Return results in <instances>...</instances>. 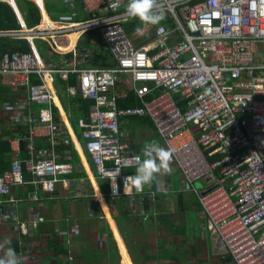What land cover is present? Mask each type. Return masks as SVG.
Returning <instances> with one entry per match:
<instances>
[{
	"label": "built area",
	"instance_id": "2783aa9c",
	"mask_svg": "<svg viewBox=\"0 0 264 264\" xmlns=\"http://www.w3.org/2000/svg\"><path fill=\"white\" fill-rule=\"evenodd\" d=\"M0 2L14 8L20 26L0 31V37L26 40L31 49L0 51V79L10 78L8 86L20 90L14 102L0 107V122L12 131L3 135L6 129H0L12 151L11 169L0 174V227L10 223L13 232L28 235L47 220L37 208L21 217L15 188L32 184L25 200L41 203L46 198L40 190L51 200L60 183L71 185L72 155L58 153L74 141L55 121L58 74L64 82L75 77V85L64 87L69 96L94 102L82 138L96 175L110 184L111 199L135 195L134 187L125 194L131 174L124 172L137 169L135 157L143 160L124 134L123 119L148 117L173 152L182 181L178 192L198 199L220 253L236 264H264V235L257 236L264 229V0H157L171 24L151 26L147 45L137 44L123 25L133 19L126 12L128 0H66L68 18L45 19L33 28L17 0ZM90 32L101 35L116 66L90 67L91 52L72 46L73 36L78 41ZM63 39L67 46H61ZM37 41L62 57L71 53L72 61L55 67ZM129 90L142 105L120 110L118 99ZM35 138L46 139L50 149L39 150ZM26 139L30 156L23 160ZM154 181L163 185V175ZM143 193L137 194L144 215Z\"/></svg>",
	"mask_w": 264,
	"mask_h": 264
},
{
	"label": "crops",
	"instance_id": "0c3cea01",
	"mask_svg": "<svg viewBox=\"0 0 264 264\" xmlns=\"http://www.w3.org/2000/svg\"><path fill=\"white\" fill-rule=\"evenodd\" d=\"M35 3V0H31ZM66 0H41L42 5L41 11L42 14V21L43 20H54V21H60L61 19H66L70 16V8L68 4L65 2ZM38 3V2H37ZM47 3L50 5H55L53 7L55 17H52L49 14V11L47 9ZM17 5V3H16ZM75 5L80 8V2L77 1ZM40 8L39 6H37ZM19 9V8H18ZM125 26V25H124ZM149 25H146V28H149ZM126 28V27H125ZM135 28V27H134ZM127 29V28H126ZM135 28L134 30H136ZM129 32V34L133 37L134 41L139 45H147L148 36L151 32V29H145L144 34H140L138 32ZM128 31V30H127ZM91 34L90 40H92L91 44L90 42L83 43L80 38V40L76 41V38L73 39L72 46H77L82 49H90L89 51L95 52L93 55V58H89V66L94 68H107L103 66L105 61L112 63L115 62L112 55L110 54V51L107 49L101 35L99 33H86L83 36ZM82 36V37H83ZM39 42V43H37ZM36 43L39 45V48L42 49V52L44 55H46V58L49 57L52 61V64L55 67H60L62 65H65L72 61L73 57L72 54H67L62 57V55L56 54L50 50V47L47 43L42 41H37ZM146 42V44L144 43ZM67 39L61 40L60 44L61 46H67L68 45ZM30 52V51H29ZM28 53V52H23ZM94 57L96 59L94 60ZM58 79L62 80L61 77L56 74L54 79V88L56 91V110H58L59 113H57L55 121L57 125L62 126V128L67 132H70V136L74 138V141H72V152L76 155H73L71 151H69L72 155V162L75 165L74 172L68 176L69 181L71 182L70 187L67 189L60 183L58 186V189L55 193V196L53 199L50 195H48L46 192L40 190V195L42 198H46L45 202H42L41 204L36 203H28L24 196L25 192L20 190L17 191V195H21L20 203H18L19 209H20V216L24 217L28 210L31 208H41V211L43 212L44 216L46 217V222L41 223L38 228H32L30 230V233L28 235H24L22 232L15 233L11 230V225L8 224L6 226L0 227V244H4V241H10V244H4L3 247V255L1 258H4L6 249L8 247L14 248L15 244H20V246L26 248L29 247V249L26 252H23L21 255H18L20 258V262L23 264H28V261L33 256L35 259V264H39L36 262L37 257L33 255L32 250L30 248V245L37 246L40 242H47L48 239L50 241L51 239V248L52 252L48 255L47 263L48 264H68L67 258L69 252H71V257L69 258L70 264H90L92 261H99V264H105V262L108 263V260H105L104 256L107 252V247L104 245L106 243H101L102 247L99 249H94V247H89L90 251L92 252V255L90 256L91 259L87 261V259L83 258V254L87 251L85 248H83L81 251H78L76 255H73V245L69 248L68 245H66V242L69 241L70 238H63V241H58L60 247H63L65 251H67V255H57L55 254V241L54 237L57 235V230L60 231L62 229L63 235L67 233L68 227L65 225L64 216L66 214L62 213L60 209V203L63 201H72V205L70 206L73 211L77 210V204L80 200L83 199H91L93 197H98L100 206L102 207V210L104 212V215L106 217V221L109 223L111 229L113 226V229L115 230V236L117 241L115 243L117 244L118 251L121 256V264H127L129 261L132 262L131 257L128 254L127 247L129 246L132 249V253L134 256L135 263L141 262V264H190V261H188V257L197 259L199 255L206 251L207 255L212 254H219L220 251H218L215 239L210 235L208 229H207V221L206 217L202 213L200 204L198 202V199L194 196L196 201V210L198 215L200 216V219L202 221L203 228L199 231V234L196 235L197 237H201L200 239V246L197 248L191 247L190 253H188V250L183 247L181 238L186 237L181 233V228L183 227L182 220L180 222H173L171 220V214L174 213L175 205H174V199H178L181 203L183 202V195L186 193H180L178 192L177 188V181H181L180 174L177 170V167L172 160L171 167L173 168V173L171 175H163V185H159L157 182L153 181L152 185L146 186L144 189V196H149L148 200V208L146 211V214H142L140 209V196L136 193L133 197H129V202L127 205L124 204L125 208L128 210L130 216V223L123 226V229L128 231V242L124 241L123 235L121 234L117 221L114 218V214L112 212V208L110 204L108 203L107 199L109 201L110 198V184L107 180L101 179L98 175H96V171L89 160L86 152L85 147L81 145L79 142L78 136L76 135V123H78V126L82 129V132L87 126L90 125L89 122V115L87 119H79L77 116L73 115L70 111L67 110L65 104L63 103V100L65 99H71L70 103L68 105H71V108L77 107V103L72 102L71 96H69L68 93L65 92L64 87H58ZM74 80L75 77L71 76L70 81ZM10 78H3L0 79V107L1 104L6 102H14L16 100V97L20 90H12L8 84L10 83ZM63 81V80H62ZM69 81V82H70ZM93 106V105H92ZM91 106V108H92ZM72 109V110H73ZM91 112V109H90ZM130 118H124L123 121L126 123L124 125L123 131L124 134L129 139V142L132 144V149L134 145L136 146V149L134 147V151L137 154H140L142 156V159H144L142 154L143 144L145 145L148 143L149 139L152 138H158L160 139L154 130H152L146 123L141 122L138 123L137 121L129 120ZM76 120V121H75ZM6 129L3 131V135L9 134L11 129H8V126L2 122H0V129ZM2 139V138H1ZM44 139V138H43ZM6 140V139H2ZM48 146L44 147V149L49 150L50 144L48 141H45ZM62 147V146H61ZM138 149V150H137ZM139 149H141L140 152ZM59 153V152H58ZM24 153L21 154V158L23 160L29 159V154L27 153V157L24 159L23 156ZM60 154V153H59ZM61 155V154H60ZM132 174L135 175L136 170H131ZM91 174L93 178L91 177ZM32 176V175H31ZM63 178V177H62ZM33 179V176H32ZM31 179V180H32ZM199 188H202V186H199ZM164 191V192H161ZM100 194H103V198L100 196ZM182 197V198H181ZM121 199V198H120ZM120 199H113V200H120ZM171 201V202H170ZM184 203V202H183ZM4 208H2V211ZM141 212V213H140ZM137 213V214H136ZM146 215V217H145ZM70 222V218H66ZM64 220V222H63ZM67 221V220H66ZM111 222V223H110ZM126 222V221H125ZM112 225V226H111ZM202 227V226H201ZM112 229V231H113ZM118 229V230H117ZM119 231V232H118ZM114 233V232H113ZM120 233V234H119ZM121 235V236H120ZM178 236V237H177ZM45 237V238H44ZM122 237V239H121ZM53 238V239H52ZM124 242V243H123ZM71 243V242H70ZM27 249V248H26ZM106 250V251H105ZM32 253V254H31ZM181 254V255H180ZM95 258V260H94ZM27 260V261H26ZM37 260H42L40 257H38ZM66 260V261H65ZM63 261V262H62ZM208 261L207 259L205 262ZM95 263V262H94ZM133 263V262H132ZM193 264H201V260L196 261V263ZM207 264V263H206ZM221 264H236L233 258L229 255L224 256V260Z\"/></svg>",
	"mask_w": 264,
	"mask_h": 264
},
{
	"label": "trees",
	"instance_id": "16d2710c",
	"mask_svg": "<svg viewBox=\"0 0 264 264\" xmlns=\"http://www.w3.org/2000/svg\"><path fill=\"white\" fill-rule=\"evenodd\" d=\"M58 4L55 5H50L49 3H47V9L49 11V14L52 17H55L54 9L53 7L56 6ZM17 6L20 10V12L23 15V18L26 22V24L28 25L29 28H33L37 25H39L42 22V14L41 11L39 10V8L37 7V5L31 1V0H17ZM56 18V17H55ZM142 22L138 19V18H133L130 19L129 21L123 22V25H125L126 28L129 29L130 32H132V30H134L135 28H137L139 25H141ZM162 24H164L165 26H169L171 24L170 20H163ZM19 22L17 19V16L15 14V10L14 8L6 3V2H0V31H13V30H18L19 29ZM135 27V28H134ZM150 42V41H149ZM146 44V42H144ZM148 43V41H147ZM87 51H89L90 49H86ZM0 51L1 54H6V53H23V52H29L31 51L30 49V45L26 40L23 39H16V38H11V37H0ZM91 58H93V55L95 54V52L91 51ZM111 54V53H110ZM96 59V57H94V60ZM105 67H114L116 66V62H112L109 63L107 61L104 62V64H102ZM58 87H67V85H75L74 80L70 81V82H64L60 79H58ZM128 96L127 98H120L118 99V107L120 110H126V109H132V108H137L140 107L142 105V102L140 101V99L136 96V93L134 91H128ZM177 98V97H176ZM65 100V99H64ZM72 102L74 104V102L77 103V107H75V109H73L74 107L71 108V105H68L66 100L64 101V104L67 108L68 111H70L73 115L77 116L79 119H87L88 115L90 114V109L91 106L94 105L93 101H89V100H84L82 98L79 97H75V99H72ZM73 109V110H72ZM55 112L59 113L58 110H56L55 108ZM57 113H55L57 115ZM129 120L132 121H137L138 123L144 122L146 123L152 130L155 131L156 135L162 140L160 134L158 133V131L156 130L152 120L148 117H130ZM125 122V121H124ZM123 122L122 128H124V125L126 123ZM25 131L23 130L21 132L22 135H25ZM47 141L46 139L43 138H35V144L36 147H39L40 149H44V147L48 146V144H46ZM28 141L26 140H22V147H21V151L23 154V158L25 159L27 157V147H28ZM70 145L73 146L72 142L70 143ZM60 146V149H58L59 153L61 154L62 152H66V151H71L72 152V147L71 146ZM51 146V145H50ZM144 146V144H143ZM135 149L136 146L134 145ZM133 147V149H134ZM138 150V149H137ZM141 149H139L140 152ZM73 155H76V153L74 154V152H72ZM77 156V155H76ZM218 159V158H216ZM11 165H12V151H11V146L8 140H2L0 138V174L6 173L7 171H9L11 169ZM26 172V178L28 181H32V176L31 174L28 173V171ZM132 174V171H125L124 174ZM34 186L32 184L27 185L26 187H19V188H15L14 189V193L17 194V191H24L25 194L24 196L27 199L28 193L33 191ZM18 197L21 198V195H17ZM144 205L145 208H148V200L149 196H144ZM182 198V197H181ZM28 202V201H27ZM110 206L112 208V212L114 214V218L117 221L119 230L121 232V234L123 235V237H125V241L128 242V231L123 229V226L125 225V223L129 224L130 221V214L128 212V210L125 208L124 204L127 205L129 202V198L127 196L121 198L120 200H113L111 199L110 201ZM31 204V202H28ZM42 203V202H41ZM41 203H36V204H41ZM41 209V208H39ZM99 215L95 216L96 219L99 220H103L105 221V225H99V234L100 236H104L106 235L107 237V243L104 244L107 247V252L104 256L105 260H108L110 264H119L120 263V256H119V251L117 248V245L115 243V237L113 234V231L109 225V223L106 221V217L105 215L102 213L101 210H99ZM28 212V211H27ZM126 221V222H125ZM54 237V241H55V254L57 255H67V251H65L63 249V247L58 246V238L57 236H53ZM45 238V237H44ZM27 248V249H26ZM26 248L20 246V244H15L14 245V249L16 250L17 255H21L23 252H26L29 247L26 246ZM131 255V254H130ZM85 259H87V261L89 259H91V257H83ZM233 258V257H232ZM131 259L133 261V264H137L135 263L134 258L131 256ZM95 260V258H94ZM234 260V259H233ZM95 262V263H94ZM23 264V263H21ZM84 264H86V262H84ZM90 264H99V261H92V263Z\"/></svg>",
	"mask_w": 264,
	"mask_h": 264
},
{
	"label": "rangeland",
	"instance_id": "374dc122",
	"mask_svg": "<svg viewBox=\"0 0 264 264\" xmlns=\"http://www.w3.org/2000/svg\"><path fill=\"white\" fill-rule=\"evenodd\" d=\"M151 26H155V25H150L149 28ZM138 27H140L142 29V31L138 32L139 35L144 34L145 29L149 30V28H146V25H144V24H141ZM127 30H128V32H130L128 28H127ZM134 32H137V31L134 30ZM90 38H91V34H87V35L82 37L81 41L83 43L90 42V44H91L92 40H90ZM37 43H39V42H37ZM64 101L65 100H63V103H64ZM70 101H71V99H67V101H66L67 104L70 103ZM75 133L78 136V139H79V142L81 143V145L84 146V140L82 138V129L78 126V123H76V132ZM153 140L157 141L162 147L165 148L163 141L161 139H158V138L149 139L148 143L153 141ZM181 187H182V183L180 181H177L178 190H180ZM2 199L3 198L0 197V200H2ZM107 201L110 204L109 199H107ZM183 202L181 203L180 201H178L177 198L174 199L175 209H174V213L171 214L172 215L171 220H173V222H177V223L182 220L181 225L183 227L181 228V233H183V235L186 237L185 238L182 237L181 241H182L183 247L186 248V250H188V253H190L191 247L197 248L198 246H200L201 237H199V236L197 237L196 235L199 234V231L203 228V225H202V221L200 219V216L198 215L197 210L195 208L196 201H195L194 195L187 194V193L184 194L183 195ZM71 203H72V201L66 200V201H63L62 203H60L59 207H60L62 213L66 214L64 216V220H65V225H66V227H68V230H69L67 233H70L69 241L73 245V250H72L73 255H76L77 253H79L78 251H81L83 248H85L87 251L85 252V254H83V257L88 258L92 255V252L90 251V249H88L89 247L91 248V247L95 246L94 249H99L102 247L101 243L102 244L107 243L106 235H104L102 237L99 234V225H105L106 223L103 220H99V219L95 218V216L99 215V212H100L99 209L101 208L100 204L96 203L95 199L91 198L89 200H87V199L80 200L79 203L77 204V210H75V211H73V209H71V207H70L72 205ZM92 206H95L93 208L95 211L91 213L90 211L92 210ZM66 218H70V222H68L69 220ZM64 220H63V222H64ZM112 229H113V226H112ZM62 231H63L62 229H60V231L57 230L56 236L58 238V241H63V238L65 239V237H66L65 235H63ZM113 232H114L113 234L115 237V241H117L114 229H113ZM262 235H264V229H262L260 234L257 236L260 237ZM121 239H122V237H121ZM124 241H125V238H124ZM50 242H51V239H50V241L48 239L47 242H40L39 245H37V246L30 245V248L33 249L32 250V253H34L33 255H35L37 257V259H38V257H40V259H42V260L36 259L37 263L48 264L46 259L48 258V255L51 254V252H52ZM69 248H71V247L69 246ZM127 250H128L129 256L130 257L132 256L134 258L135 254L133 255L132 249L129 246L127 247ZM218 251H220V250H218ZM224 256H226V255L222 254V253H219V254L210 253V255H207V252L204 251L199 255V257L197 259H194V258L190 259V257H188V261H190V264L196 263V261H198V260H201V264H206V263L207 264H221L224 260ZM70 257H71V252H69V254H68V258H67L68 264H70V261H71L69 259ZM206 259L208 261L205 262ZM132 262L129 261L127 264H133ZM64 263H66V262H64ZM64 263H61V264H64ZM28 264H35V259L33 256L28 261ZM105 264H110V263L108 261V263L105 262ZM119 264H121V259H120ZM137 264H141V262H137Z\"/></svg>",
	"mask_w": 264,
	"mask_h": 264
},
{
	"label": "clouds",
	"instance_id": "9594fccd",
	"mask_svg": "<svg viewBox=\"0 0 264 264\" xmlns=\"http://www.w3.org/2000/svg\"><path fill=\"white\" fill-rule=\"evenodd\" d=\"M126 12L129 17L138 18L144 25H158L165 19L164 13L157 8V0H128ZM136 31L140 32L142 29L137 27ZM142 154L143 160L140 156L135 157L140 161L135 175L125 178V194L133 187L137 193H142L146 186L152 185L158 175H171L174 171L171 167L173 152L162 147L157 141L146 143ZM8 224L10 223L6 225ZM4 244H10V241L6 240ZM4 244H0V248H3ZM0 264H21L16 250L8 247L4 258H0Z\"/></svg>",
	"mask_w": 264,
	"mask_h": 264
},
{
	"label": "bare ground",
	"instance_id": "6f19581e",
	"mask_svg": "<svg viewBox=\"0 0 264 264\" xmlns=\"http://www.w3.org/2000/svg\"><path fill=\"white\" fill-rule=\"evenodd\" d=\"M36 2H38L40 5H42V2H41V0H36ZM74 38H75V36H73ZM91 177L93 178V176H92V174H91ZM94 179V178H93ZM100 196L103 198L104 196H103V194H100Z\"/></svg>",
	"mask_w": 264,
	"mask_h": 264
},
{
	"label": "water",
	"instance_id": "95a60500",
	"mask_svg": "<svg viewBox=\"0 0 264 264\" xmlns=\"http://www.w3.org/2000/svg\"><path fill=\"white\" fill-rule=\"evenodd\" d=\"M119 256H120V253H119ZM120 259H121V256H120Z\"/></svg>",
	"mask_w": 264,
	"mask_h": 264
}]
</instances>
